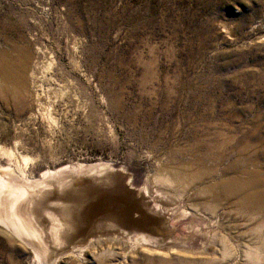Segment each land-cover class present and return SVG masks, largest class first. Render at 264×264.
<instances>
[{
  "label": "rangeland",
  "instance_id": "obj_1",
  "mask_svg": "<svg viewBox=\"0 0 264 264\" xmlns=\"http://www.w3.org/2000/svg\"><path fill=\"white\" fill-rule=\"evenodd\" d=\"M26 48L55 81L40 106L1 98L0 146L15 156L0 165L22 172L13 189L64 180L37 211L45 230L63 222L69 248L43 235L45 252L0 225V264H227L224 240L264 264V247L208 221L224 170L264 176V0H0L1 60L16 72ZM259 211L231 218L257 223L240 228L257 238Z\"/></svg>",
  "mask_w": 264,
  "mask_h": 264
},
{
  "label": "bare ground",
  "instance_id": "obj_2",
  "mask_svg": "<svg viewBox=\"0 0 264 264\" xmlns=\"http://www.w3.org/2000/svg\"><path fill=\"white\" fill-rule=\"evenodd\" d=\"M27 48L22 53L23 56H22L21 61L19 62V66L16 72L14 71V69H12V67L9 65L8 62L1 60L2 57H1V51H0V101H1V98H4L6 95L11 94L13 101H15L16 103L21 102V104L26 106L28 102L30 101V102H33L34 105L40 106L41 104L40 102L42 100L39 94L40 90L44 89V85H46L48 81H50V83L55 81L52 79V77L49 78L50 80H48L46 72H44L43 70L40 72L38 70V64L35 63L36 57L34 56V58H32L30 51ZM38 52L35 53V55H37ZM1 85H2V89H1ZM51 85H54V83H52ZM55 86H56L55 87L56 91L63 89V85H55ZM49 87L50 88L48 89L47 93L51 94L52 93L51 86ZM204 145H206V143ZM212 146L215 148H220V144H214ZM208 148H206V150ZM232 151L238 152L237 154L239 155V157L241 155L242 156L245 155L243 154L245 152V150L243 149L232 150ZM1 153L6 155L9 158L15 156L10 149H6L4 147L2 148L0 146V154ZM27 162H28V158H24V163L26 164ZM246 163H248V165L256 164L254 159H249V158L246 160ZM258 171L259 170H256L254 174H252L253 177H249L248 180L241 181L235 175L236 172L228 168L227 170H224L222 172L223 173L222 176L224 175V178H222V180L219 179V181L214 184L211 182L213 185L210 184L212 187L209 189V191L212 193V195L217 194L218 197L216 196L217 200L215 201V203H213L216 205L214 208H211L212 213L208 218L209 225L211 227H216L218 229H225L234 238L240 235V240L242 241V245H247L248 249L254 248L256 250L264 247V234L256 238L253 234H250L251 232L247 233L246 228H245L246 231L244 232H241L242 229L240 228L244 229V225H245V227H250L251 230L255 231L258 229L259 225L257 223L254 225L253 221L250 219L249 220L246 219V221H243L245 222V224H242L238 222L239 221L238 219H237L238 221L234 220L236 217L234 219L231 218V215H232L231 213L238 212L240 214L246 213V214L256 215L258 212H260L259 211L260 207L264 205V176L262 175L259 176ZM17 177L21 178L22 172L16 173L15 169H11V167L2 168L0 165V225L4 227V229L10 235L14 237H18L21 240L23 239L29 245H32L33 247H37L40 250H44L45 252L47 251L48 244L46 245V241L42 239L43 235L47 238L48 241H50V243H53L55 246L56 245L59 246L61 250L69 248L68 244L67 243L64 244L65 241H63L64 240L63 238L64 236H62V228H63L62 223L63 222L60 224L59 220H56L49 216L52 219L53 223H52V226L49 227L51 229L50 230L46 229L48 230L46 231L42 227V224L40 223V219H39L38 211H37V208H39L37 207V200L41 198L43 195L45 196V194L46 195L49 194V191H46L47 188L48 189L52 187L55 188L56 190H54L55 192L54 194L60 195V190L61 189L63 190V188H65L67 184L64 182V180L55 179V178L53 179L46 178L44 181L42 182L40 181L41 185H37L33 187L32 189L26 188L23 183H22L23 185L16 184V187L13 189V187L10 186L9 182L11 181L12 178H17ZM203 178H204L203 176L198 175V174L194 176V179L196 181L203 182ZM204 181H206V179ZM167 182H169V180ZM204 188L206 187L204 186ZM213 204H212V207L214 206ZM203 216H206V214ZM49 217H47V219H49ZM142 222L143 221L141 220V224ZM143 226L145 227L144 229H147L150 231L151 230L154 231L157 228L156 224H151V223H146V224L144 223ZM120 234L124 237L130 238V235L126 232H123ZM149 239L150 238L145 235H139L137 238L134 239V241L136 242V244L140 243L144 245L146 242L150 241ZM224 241H222L221 244L223 245L222 251H223L224 261L227 264H243V263L246 264V262L249 263L251 262V260L254 262L252 264H260L259 258L258 257L252 258L248 252L245 253V256H243L244 252L238 253V255H240L241 257L239 256L240 258L239 257L235 258L234 252L231 250L228 251V247L225 245V243H223ZM128 244L129 243L127 242L126 246ZM84 245L85 243L82 242L81 249ZM73 247L76 249L75 246ZM49 248H50V245H49ZM229 249H230V246H229ZM151 263L157 264L155 261H151Z\"/></svg>",
  "mask_w": 264,
  "mask_h": 264
}]
</instances>
